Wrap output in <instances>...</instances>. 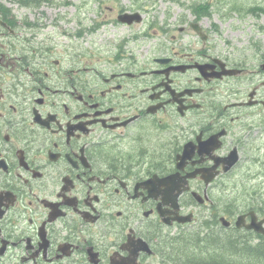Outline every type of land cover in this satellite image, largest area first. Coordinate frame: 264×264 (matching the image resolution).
I'll return each instance as SVG.
<instances>
[{"label":"flooded vegetation","instance_id":"flooded-vegetation-1","mask_svg":"<svg viewBox=\"0 0 264 264\" xmlns=\"http://www.w3.org/2000/svg\"><path fill=\"white\" fill-rule=\"evenodd\" d=\"M88 2L0 0V264H264L262 4Z\"/></svg>","mask_w":264,"mask_h":264},{"label":"rangeland","instance_id":"rangeland-1","mask_svg":"<svg viewBox=\"0 0 264 264\" xmlns=\"http://www.w3.org/2000/svg\"><path fill=\"white\" fill-rule=\"evenodd\" d=\"M129 1L134 2V0H124L123 3L130 4ZM142 3H145L148 9L147 12V19H153L155 16L161 15H168L173 14L175 15H181L185 14L188 17L192 16V11L188 7L189 4H192L196 1H203V0H139ZM249 1L252 2H259L264 5V0H247V3L249 4ZM89 5H93V2H90ZM184 3V5H183ZM136 5V3L134 2ZM89 15H94V12H89ZM176 17V16H175ZM263 24L264 25V17L260 19H250L248 18V22H246L247 28H246V34L252 36L253 38L256 37L257 34V24ZM223 26H225V30L227 29L226 23L224 22Z\"/></svg>","mask_w":264,"mask_h":264},{"label":"trees","instance_id":"trees-1","mask_svg":"<svg viewBox=\"0 0 264 264\" xmlns=\"http://www.w3.org/2000/svg\"><path fill=\"white\" fill-rule=\"evenodd\" d=\"M256 7L258 10H260L262 13H264V5H258Z\"/></svg>","mask_w":264,"mask_h":264},{"label":"water","instance_id":"water-1","mask_svg":"<svg viewBox=\"0 0 264 264\" xmlns=\"http://www.w3.org/2000/svg\"><path fill=\"white\" fill-rule=\"evenodd\" d=\"M135 18H136L137 20H139V19H140V17H139V15H138V14H136V15H135ZM123 19H126V18H123ZM130 21H131V19H130Z\"/></svg>","mask_w":264,"mask_h":264}]
</instances>
